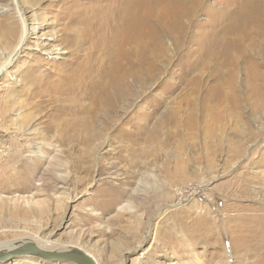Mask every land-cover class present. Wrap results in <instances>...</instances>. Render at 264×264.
I'll return each instance as SVG.
<instances>
[{
  "label": "rangeland",
  "instance_id": "rangeland-1",
  "mask_svg": "<svg viewBox=\"0 0 264 264\" xmlns=\"http://www.w3.org/2000/svg\"><path fill=\"white\" fill-rule=\"evenodd\" d=\"M70 1L0 0V60L20 30L16 4L30 26L0 73V241L47 239L96 264H181L190 252L202 264H264L260 232L235 212L264 210V0H198L188 25L155 29L144 59L133 55L121 84L98 97H114L116 114L98 108L94 123L81 110L89 99L62 110L54 76L71 63L59 31L89 3ZM57 32L65 50L50 57ZM34 79L50 82L41 91Z\"/></svg>",
  "mask_w": 264,
  "mask_h": 264
},
{
  "label": "bare ground",
  "instance_id": "bare-ground-1",
  "mask_svg": "<svg viewBox=\"0 0 264 264\" xmlns=\"http://www.w3.org/2000/svg\"><path fill=\"white\" fill-rule=\"evenodd\" d=\"M70 2H73V0ZM183 3H181L180 6L178 0H89V3H87L88 7H86L87 9L85 8L84 11L82 9V12L80 11L78 15H75L72 19L68 20L67 23L65 22L66 29L64 32L62 29H60L59 31L62 32L61 38H59V40H62L65 43L64 45L68 48V53L71 52L68 61L73 63L72 65H70L71 63L69 64V68L63 66V68L65 67V69L62 68L63 70L56 71L54 74V76L58 78V82L60 81V79L63 80L60 89L63 91L64 95L68 96L66 98V106H63L64 108L60 107V109L63 108L62 110L65 112H77L79 111L78 108L80 109L82 107V100L89 99L91 102L88 105H85L86 107H83L81 110H83L86 114H93V123L96 121L95 113L98 108H102L105 113L116 114V106L118 103L114 97H106V101L97 103L98 97H100V95L104 92L108 85H112L115 88L120 82H122V80H124L125 74L131 71L130 69L135 64L133 55L138 54L141 56V58L144 59V55H146L148 52L149 43L153 40L156 34L155 29L161 28V25L163 24H166L165 27L167 28L181 26L182 23H186L193 18L194 14L198 10V0H188V4L186 7L182 6L184 5ZM65 9L66 7L63 10ZM15 14L20 21V30L17 31L11 28L7 33L8 37L14 36L13 40H15V44L13 43L14 45H11V48L7 50L6 54H1L0 73L5 70L8 65L13 62L14 59L17 58L22 48L26 45V41L30 34V26L29 24H27V20L26 18H24L23 12L20 10L18 4L15 5ZM166 19L169 20L167 23L165 21ZM71 23L78 24L80 28H76V31L73 28L67 27V25ZM186 25H188V23H186ZM38 28L39 27L31 26V31H36V29ZM59 32L53 34V38L51 41L53 42V44L47 47L48 53L46 54L50 57H52V55L58 56L63 53V50H65L61 48L60 45L55 44L56 41H58ZM149 54H152V52ZM47 82L49 83L50 81L34 79L31 83L36 84V87L42 91L47 88H44L42 83L47 84ZM53 119L54 118H52V120ZM86 130H91L92 137L93 134H96V137L101 135L100 131L96 133L94 131V127L91 125L88 126ZM55 145V143H48V146L54 148L57 147ZM34 148L35 155H39L41 153L39 146H35ZM235 182L236 191H241L242 186L237 181ZM203 187H206V185H203ZM199 210L201 212V216L207 215L206 209L200 208ZM235 212L242 214L238 216L237 220H242L244 222L248 221L254 224L253 230L257 228L256 232H260L261 234V237L259 235L260 240L257 241L258 244L255 246L260 248L263 247L264 210L251 205L245 206L243 208L236 207ZM241 216H243L247 220H243ZM223 223L224 225H227V219H223ZM252 228L250 229L252 230ZM201 235L203 236V234ZM230 237L232 239V235ZM24 240L33 241L44 250L52 249V243L47 239L44 240L40 238L38 239L36 237H30ZM221 242H223V240ZM10 243L12 242L0 241V249L9 247ZM68 247L71 246H67L59 250H64ZM244 249L245 243L243 244V250ZM244 251H246V249ZM188 259L189 261L181 262V264H193V262H195L196 264H202L201 261H198L197 258L194 257L193 252H190L188 254ZM169 260L170 264H176L172 263L174 260V256H171ZM227 262L229 261L225 260V257H223L216 264H227ZM244 262L245 261H243V263Z\"/></svg>",
  "mask_w": 264,
  "mask_h": 264
},
{
  "label": "water",
  "instance_id": "water-1",
  "mask_svg": "<svg viewBox=\"0 0 264 264\" xmlns=\"http://www.w3.org/2000/svg\"><path fill=\"white\" fill-rule=\"evenodd\" d=\"M24 257H33L49 264H96L88 253L76 246L64 250H44L33 241L22 240L0 249V264Z\"/></svg>",
  "mask_w": 264,
  "mask_h": 264
}]
</instances>
